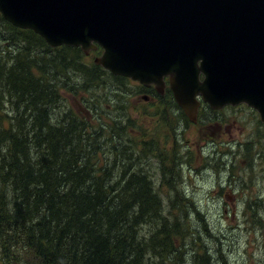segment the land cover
<instances>
[{"label": "trees", "instance_id": "16d2710c", "mask_svg": "<svg viewBox=\"0 0 264 264\" xmlns=\"http://www.w3.org/2000/svg\"><path fill=\"white\" fill-rule=\"evenodd\" d=\"M66 49L81 56L0 13V264H229L203 241L212 228L192 229L183 193L165 206L146 167L158 141L140 145L128 119H101L91 100L107 96V73L76 67ZM171 156L161 184L176 191Z\"/></svg>", "mask_w": 264, "mask_h": 264}, {"label": "water", "instance_id": "95a60500", "mask_svg": "<svg viewBox=\"0 0 264 264\" xmlns=\"http://www.w3.org/2000/svg\"><path fill=\"white\" fill-rule=\"evenodd\" d=\"M0 13L54 47L100 44L96 63L160 94L169 77L192 123L202 103L245 104L264 123V0H0Z\"/></svg>", "mask_w": 264, "mask_h": 264}, {"label": "rangeland", "instance_id": "374dc122", "mask_svg": "<svg viewBox=\"0 0 264 264\" xmlns=\"http://www.w3.org/2000/svg\"><path fill=\"white\" fill-rule=\"evenodd\" d=\"M67 51L76 67L80 64L77 60L94 64L98 58L91 54L92 50L81 56ZM102 69L110 85L102 94L108 97L103 96L102 102L91 101L107 124H111L110 119H128V126L134 131L132 137L140 145L144 141L155 145V139L158 141L146 167L165 206L171 205L170 198L175 194L183 193L185 202L180 206L194 213L190 217L192 229L202 230L206 225L214 230L203 241L216 251L215 259L223 255L229 264H264V123L259 114L245 105L218 111L203 105L200 118L192 123L182 108L172 106L170 97L156 96L159 94L154 85L145 88ZM79 96H66L67 104L81 109ZM173 154L179 166L175 181L180 183L181 175L176 191L161 184L166 180L160 167L170 166ZM196 209L202 220L197 218Z\"/></svg>", "mask_w": 264, "mask_h": 264}, {"label": "bare ground", "instance_id": "6f19581e", "mask_svg": "<svg viewBox=\"0 0 264 264\" xmlns=\"http://www.w3.org/2000/svg\"><path fill=\"white\" fill-rule=\"evenodd\" d=\"M140 89H142V90H144V88L143 87H140ZM160 98H163V97H161L160 95H158ZM180 108V107H179ZM181 109V108H180ZM179 138V137H178ZM206 161V160H205ZM164 224V223H163Z\"/></svg>", "mask_w": 264, "mask_h": 264}, {"label": "flooded vegetation", "instance_id": "af4514ba", "mask_svg": "<svg viewBox=\"0 0 264 264\" xmlns=\"http://www.w3.org/2000/svg\"><path fill=\"white\" fill-rule=\"evenodd\" d=\"M149 91H151V89Z\"/></svg>", "mask_w": 264, "mask_h": 264}]
</instances>
